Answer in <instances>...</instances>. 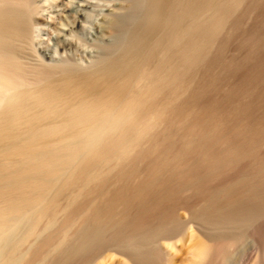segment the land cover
<instances>
[{"label":"bare ground","instance_id":"bare-ground-1","mask_svg":"<svg viewBox=\"0 0 264 264\" xmlns=\"http://www.w3.org/2000/svg\"><path fill=\"white\" fill-rule=\"evenodd\" d=\"M90 7L0 0V264H264V0Z\"/></svg>","mask_w":264,"mask_h":264},{"label":"rangeland","instance_id":"rangeland-1","mask_svg":"<svg viewBox=\"0 0 264 264\" xmlns=\"http://www.w3.org/2000/svg\"><path fill=\"white\" fill-rule=\"evenodd\" d=\"M118 0H86V2H88V4L91 6L90 7V10L88 9V12H90L89 13V19H88V21L86 22L88 25L90 24L91 26H92V31L90 32V33H86V34H82L83 36L81 37V38H79V39H77V41L72 45V47L73 48H71L69 51V54H70V56H71V59L75 62V63H77L79 66H81V67H85V66H88L89 64H91V62L95 59V56H96V54H97V50H96V48H95V45H94V42H93V40L98 36V34H99V25H100V22H101V19H103L102 17L104 16V14L103 13H105V9H106V7H108V5H110V4H113V3H115V2H117ZM112 2V3H111ZM110 3V4H109ZM262 11H264V8L262 9ZM62 13V12H61ZM260 13H262L263 14V12H259L258 14H257V16L258 15H261ZM66 15V14H65ZM64 14H63V18H64V20L67 18V19H69L67 16H65ZM264 16L262 15L261 17H257L258 18V21H257V18H256V16L253 18L254 20L252 21H250V24H249V22L248 23H246L244 26H246V25H248L247 27H245V30H244V32L245 33H247L248 34V36L244 33V35H243V33L242 34H240V35H243V36H246V37H243V36H239V34L238 35H236V37H234L233 39L234 40H231V45H229V46H227V48H228V50H226V54H227V51H228V55L229 56H231V58H235V56H237V58H242V57H240V56H242V55H244V53H246V50H248V48H247V46L246 45H242V43H244V40L247 38V37H249V35H251V33L252 32H254L255 30V27L257 28L256 29V31L258 30V31H260V33H258L257 32V34H259V35H261V33L263 32L264 33V31H263V29H264V26L262 27V25H263V23H262V25L261 26H258V24L260 25V23H259V21H261L262 19L261 18H263ZM259 18H260V20H259ZM51 18H49V20H50ZM48 20V22H46V20H43V21H41V23H43L42 25L44 26V27H46L47 26V28L49 29V30H51L52 28H53V24H52V21H49ZM263 20H264V18H263ZM262 20V21H263ZM68 21V20H67ZM256 21H257V23H256ZM253 22H255V23H253ZM48 23V24H47ZM45 24V25H44ZM47 24V25H46ZM254 24L256 25L254 28H253V26H254ZM89 25V26H90ZM55 27V26H54ZM258 27L260 28V30L258 29ZM247 29V30H246ZM252 29V30H251ZM262 30V31H261ZM51 31H53V29L51 30ZM50 31V32H51ZM250 31H251V33H250ZM255 31V32H256ZM50 32L48 33V34H46L47 36H44L43 35V38L44 39H46V37L48 38L51 34H50ZM50 34V35H49ZM253 35V34H252ZM251 35V36H252ZM238 36V37H237ZM262 36H264V35H262ZM51 37V36H50ZM241 37V38H240ZM242 37H243V39H242ZM243 41H242V40ZM242 41V42H241ZM48 44H49V46H48V49H50L51 51H52V58L50 57V58H47V61L48 62H57V61H59V59H61L60 57H65L66 56V54L65 53H62V52H60V50H59V52L57 51V52H54V50H53V45H54V43H53V40H48V42H47ZM241 43V44H240ZM241 45V46H240ZM55 46V45H54ZM243 47V48H242ZM245 47H246V49H245ZM244 51V52H243ZM60 53V54H59ZM256 53V52H255ZM232 54V55H231ZM227 55V57L228 58H230L229 56ZM256 56H258V57H256ZM255 58L254 59H251V60H249V62L247 61L246 63H248V64H245V65H243L242 67H241V69H239V70H237L236 72L237 73H235L234 72V74H233V76L231 77V79L229 78V83L230 84H228V85H235L236 84V82L235 81H237V83H239V79L240 80H243L244 78H246V76H247V71H249V70H251V69H253V67L255 68V66L254 65H256V64H258V62L260 61H262V62H264L263 60H264V47H263V49H260V50H258V53L254 56ZM258 58V59H257ZM261 58V59H260ZM252 60H255V61H252ZM254 62H255V64H254ZM252 67V68H251ZM246 68H248L247 70H244V71H241V70H243V69H246ZM246 71V72H245ZM243 72V73H242ZM242 73V74H241ZM244 74V75H243ZM243 76V77H242ZM232 81H234L233 83H232ZM220 94V93H219ZM220 96V95H219ZM184 250H186L185 249V247L183 248V250H182V252H186V251H184ZM180 255L182 256V257H184V254L182 253H180ZM179 255V256H180ZM178 256V259L180 258L181 259V256L179 257ZM110 262V263H109ZM106 264H119V261H118V259H115V260H113V262H111V261H107L106 262Z\"/></svg>","mask_w":264,"mask_h":264}]
</instances>
